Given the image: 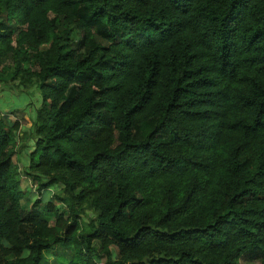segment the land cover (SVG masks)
I'll list each match as a JSON object with an SVG mask.
<instances>
[{
  "label": "trees",
  "instance_id": "16d2710c",
  "mask_svg": "<svg viewBox=\"0 0 264 264\" xmlns=\"http://www.w3.org/2000/svg\"><path fill=\"white\" fill-rule=\"evenodd\" d=\"M0 85V264H264V0H0Z\"/></svg>",
  "mask_w": 264,
  "mask_h": 264
},
{
  "label": "rangeland",
  "instance_id": "374dc122",
  "mask_svg": "<svg viewBox=\"0 0 264 264\" xmlns=\"http://www.w3.org/2000/svg\"><path fill=\"white\" fill-rule=\"evenodd\" d=\"M41 104V98L38 93H35L31 96L30 93L22 92L21 90L15 89L11 86L8 90L6 87L0 85V111L2 114H5L9 121L20 120L23 125V131H25L24 138H21L17 150L21 152V155L18 156L20 159L19 167L20 170L24 171V166L27 165V155L33 150L34 147V138L31 132L26 128V125H29L28 118H35L36 110ZM23 189L28 192L31 198H36L37 188L32 184L31 180L26 176H23ZM58 188H52L48 191H44L41 195V198L45 201H52L54 194L57 192ZM89 217H94L95 215L88 211ZM85 221H88L87 217H84ZM60 254L70 255L68 250H59ZM55 256L50 255L51 264H58L54 259ZM99 264H104L103 260L98 261ZM241 264H259L257 260H253L250 255L243 257Z\"/></svg>",
  "mask_w": 264,
  "mask_h": 264
}]
</instances>
